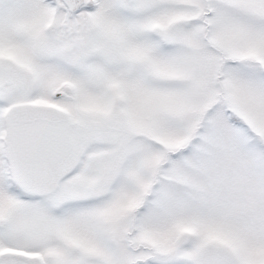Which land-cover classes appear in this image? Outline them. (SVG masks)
I'll return each instance as SVG.
<instances>
[{"label": "snow or ice", "instance_id": "1", "mask_svg": "<svg viewBox=\"0 0 264 264\" xmlns=\"http://www.w3.org/2000/svg\"><path fill=\"white\" fill-rule=\"evenodd\" d=\"M0 264H264V0H0Z\"/></svg>", "mask_w": 264, "mask_h": 264}]
</instances>
